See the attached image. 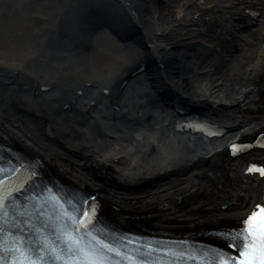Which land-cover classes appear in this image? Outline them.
I'll use <instances>...</instances> for the list:
<instances>
[{
    "label": "bare ground",
    "instance_id": "bare-ground-1",
    "mask_svg": "<svg viewBox=\"0 0 264 264\" xmlns=\"http://www.w3.org/2000/svg\"><path fill=\"white\" fill-rule=\"evenodd\" d=\"M107 1L0 0V142L100 192L122 227L239 218L261 189L242 167L264 149L226 146L264 134V0H121L97 30L86 9ZM177 102L226 132L177 131Z\"/></svg>",
    "mask_w": 264,
    "mask_h": 264
},
{
    "label": "snow or ice",
    "instance_id": "snow-or-ice-1",
    "mask_svg": "<svg viewBox=\"0 0 264 264\" xmlns=\"http://www.w3.org/2000/svg\"><path fill=\"white\" fill-rule=\"evenodd\" d=\"M251 171H260L264 176V169ZM242 223L245 226L235 232L219 234L230 247H233V252L239 254L238 257L227 252L218 253L217 264L220 259H223L225 264H264V207L254 206L242 218ZM81 239L82 237L77 238L71 234L66 235L58 252L55 247H49L46 243L40 244L37 247L45 255L37 253L32 259L39 264H103L101 253L97 249L81 245ZM18 259L23 261L28 260V257L20 252Z\"/></svg>",
    "mask_w": 264,
    "mask_h": 264
},
{
    "label": "water",
    "instance_id": "water-1",
    "mask_svg": "<svg viewBox=\"0 0 264 264\" xmlns=\"http://www.w3.org/2000/svg\"><path fill=\"white\" fill-rule=\"evenodd\" d=\"M107 3L98 6L93 5L94 7L92 6L86 10L85 15H88L87 17H91L96 22L94 27H106L104 25L105 18L108 17L107 20L111 18L110 15H114L115 9L122 6L121 1L114 0L112 2L107 1Z\"/></svg>",
    "mask_w": 264,
    "mask_h": 264
},
{
    "label": "rangeland",
    "instance_id": "rangeland-1",
    "mask_svg": "<svg viewBox=\"0 0 264 264\" xmlns=\"http://www.w3.org/2000/svg\"><path fill=\"white\" fill-rule=\"evenodd\" d=\"M179 4H182L181 2H179ZM92 26L94 27V25L92 24ZM95 28V27H94ZM259 103H261V104H264V101H261V102H259ZM142 162V161H141ZM120 205V204H119Z\"/></svg>",
    "mask_w": 264,
    "mask_h": 264
}]
</instances>
